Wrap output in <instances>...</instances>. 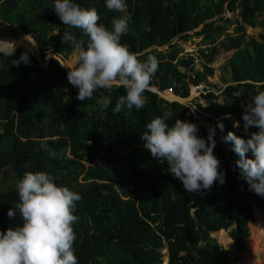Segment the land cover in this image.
<instances>
[{
	"label": "trees",
	"instance_id": "trees-1",
	"mask_svg": "<svg viewBox=\"0 0 264 264\" xmlns=\"http://www.w3.org/2000/svg\"><path fill=\"white\" fill-rule=\"evenodd\" d=\"M75 2L95 8L99 23L109 29L114 16L124 15L108 10L105 0ZM53 3L0 0V19L30 34L34 40L20 38L36 42L40 51L39 58L28 52L30 63L19 66L12 62L25 51L17 48L13 57L0 54V178L8 167L17 180L25 171H44L80 195L73 224L78 264H162L165 256L167 264H237L211 233L229 230L233 247L244 251L248 225L255 222L253 209L264 212V196L249 190L235 166L238 157L222 140L228 131L244 139L258 131L244 128L241 105L249 103L254 86L264 82V32L248 42L243 38L245 25L264 26L257 20L264 13V0H126L129 32L121 43L141 60L152 55L159 63L150 91L144 93L145 106L120 113L113 109L124 89L97 90L91 99L80 101L57 57L41 65L48 51L64 58L74 52L62 42L66 26ZM225 11L237 16L225 17ZM228 23L236 24L240 33L219 42L225 50H235L229 59L231 83L223 79L226 85L219 95L201 93L206 115L154 91L187 98L190 86L206 82L213 68L204 63L203 71H194L193 59L179 56L182 50L173 40L187 41L200 27L195 35L211 46L207 61H212ZM67 30L82 38L79 29ZM162 46L168 49L158 51ZM105 96L111 97L107 109L102 105ZM168 110L174 111L170 126L176 118L191 121L205 140L209 127L215 128L213 153L220 161L223 184L217 181L211 189L189 193L168 171L167 161L160 163L143 147L140 135L146 124ZM218 122L224 124L223 132ZM42 143L57 156L42 150ZM18 202L16 187L0 192V230L22 223L19 214L8 216Z\"/></svg>",
	"mask_w": 264,
	"mask_h": 264
},
{
	"label": "clouds",
	"instance_id": "clouds-1",
	"mask_svg": "<svg viewBox=\"0 0 264 264\" xmlns=\"http://www.w3.org/2000/svg\"><path fill=\"white\" fill-rule=\"evenodd\" d=\"M105 3L108 10L124 14L113 17L110 29L99 23L95 8L81 7L75 0H54L51 6L66 26L62 42L69 43L76 54L74 64L60 65L68 69L67 80L78 89V100L91 99L97 90L111 93L114 88H122L125 94L118 97L113 112L120 113L125 108L139 110L145 106L144 93L150 91L159 62L152 55L141 60L121 43V37L129 32L126 0H105ZM67 29H79L82 38L77 39ZM15 52L14 41L0 39V54L13 57ZM47 58L54 59L49 51ZM21 62L30 63L27 50L12 64L19 66ZM254 88L251 101L241 105L242 119L246 130L254 127L258 131L252 132L248 139L228 131L222 140L231 145L238 157L235 166L240 178L247 182L249 190L264 196V82ZM110 104L111 97L105 96L103 107L107 109ZM173 115L174 111L168 110L146 124V130L140 135L143 147L160 163L167 161L168 171L189 193L211 189L217 181L223 184L225 177L219 170L220 161L213 153L215 128L209 127L205 140L197 135L198 126L191 121L176 118L170 126L167 121ZM217 126L223 132L224 124L218 122ZM41 149L51 157L57 156L45 143ZM249 152L251 156L247 155ZM16 188L19 202L14 209H9L8 216L14 218L19 214L22 223L0 230V264H78L73 224L78 220L74 212L80 195L56 184L44 171H25Z\"/></svg>",
	"mask_w": 264,
	"mask_h": 264
},
{
	"label": "rangeland",
	"instance_id": "rangeland-1",
	"mask_svg": "<svg viewBox=\"0 0 264 264\" xmlns=\"http://www.w3.org/2000/svg\"><path fill=\"white\" fill-rule=\"evenodd\" d=\"M224 16L233 19L235 16H237V13H230L228 11H225ZM257 20L259 22L264 21V13H262V15L259 16ZM235 27H236V24L228 23V27H226V29H224L223 35L217 40V43L215 45L216 50L214 52V56H213L212 61H207V58L210 54V47L211 46L202 40V36H196L195 35V31L199 30L200 27L189 33L190 37L187 41H183V40L178 39V38L173 40V43L176 42L182 50V52L179 54V56H184L186 58L191 57L193 59L192 66H193L194 71H203L204 63H207L214 70L213 75L208 76L206 79L207 81L201 83L197 87V89H195V87L190 86V92H189L188 97H191V100L185 102V104H187L188 106H190L192 108H195L196 109L195 112H193L191 110L195 114L199 113V114L206 115L202 111V108L207 106L205 100L202 98V94H201L202 92L212 91L215 94L219 95L220 92L222 91V89L226 85L225 81L223 79H226L228 84L231 83V68L229 66V59L232 57L235 50L234 49L225 50L223 47H221L219 42L221 40H224L225 38H227L229 36H235L237 34L235 32ZM244 32H245V35L243 38V42H248L251 38L258 39L259 34L264 32V26L263 27L262 26L251 27V26L245 25L244 26ZM239 34L240 33H238L237 35H239ZM25 35L26 36L28 35L27 37H30L31 39H33L30 34H23L19 27H17V26L14 27V26L4 22L2 19H0V39L14 41L15 39H20L19 38L20 36H25ZM21 39H23V38H21ZM27 41H28V43H30V40H27ZM35 46L36 47H34L35 49H33V50L24 49L22 47H17V46L16 47L23 50V51L27 50V52H29L30 54L39 58L40 51L38 49L36 42H35ZM166 49H168V46H162V47L157 48L158 51H166ZM49 53L51 55H53V57H57L62 64L72 65L76 62V58H74V59L72 58V57H74L73 56L74 52L70 56H68L67 58H64L63 56H56L55 54H53L52 51H49ZM75 56H76V54H75ZM48 59L49 58H47V59L45 58V62L41 63V65L46 66L47 65L46 62L48 61ZM65 69H67V68H65ZM181 70H183V68H181ZM162 93L163 92H160V94L162 96L166 97L167 99H170L172 97V96L167 97V96H165V94H162ZM222 100H223V97L218 98V102L221 103ZM198 120H199V123L204 124L200 119H198ZM17 181L18 180L15 176L14 169L12 167L6 168L3 171L2 176L0 178V192L8 190L9 188L16 187ZM260 225L261 224L256 217H255V222L250 223L248 225L249 236L245 240V249L243 252H245L247 250H249V252H250L253 249L252 247L249 246V245L253 244L250 241L253 239L254 233L256 232V228L260 227ZM226 231H227L226 233L228 235L229 230H226ZM232 244H233V241H232ZM261 245L264 246V239H263V242L261 243ZM164 251H166V250H164ZM164 251H163V253H164ZM239 252H242V251L237 250V252L235 254L229 253V255L236 260L237 264H240L239 262L241 261L240 260L241 257H239V255H238ZM163 261H164V257H163ZM162 264H164V262Z\"/></svg>",
	"mask_w": 264,
	"mask_h": 264
},
{
	"label": "bare ground",
	"instance_id": "bare-ground-1",
	"mask_svg": "<svg viewBox=\"0 0 264 264\" xmlns=\"http://www.w3.org/2000/svg\"><path fill=\"white\" fill-rule=\"evenodd\" d=\"M20 38V37H19ZM26 41V42H25ZM14 42L16 43L17 47H22L24 49L33 50L35 49L32 44L28 43L25 39H15ZM31 42V41H30ZM34 44V43H33ZM16 47V48H17ZM74 57L75 51H74ZM168 92V91H164ZM176 97L172 95V97L168 100H175ZM253 213L255 217L260 222V227L256 228V232L254 233L253 239L250 241L253 244L249 245L253 249L249 252V250L245 252H239L238 255L240 258V264H264V246L261 245L264 239V212L258 210L257 208L253 209ZM226 230H219L217 232H212L211 236L217 240L229 253H236L237 250L233 247L231 238L227 235ZM250 244V243H249ZM166 251H164L165 253ZM166 254V253H165ZM168 258L164 257V264H167Z\"/></svg>",
	"mask_w": 264,
	"mask_h": 264
},
{
	"label": "water",
	"instance_id": "water-1",
	"mask_svg": "<svg viewBox=\"0 0 264 264\" xmlns=\"http://www.w3.org/2000/svg\"><path fill=\"white\" fill-rule=\"evenodd\" d=\"M195 89H197V88H195ZM154 91L157 92L159 95H161L159 91H157V90H154ZM195 91H196V90H195ZM171 92H172V91H171ZM172 94H173V93H172ZM161 96H162V95H161ZM173 96H175L176 99H175V100H170V101H178V102H180V103H182V104H185V102L191 100V97L181 98V97L176 96V95H174V94H173ZM162 97L165 98V99H167V98L164 97V96H162Z\"/></svg>",
	"mask_w": 264,
	"mask_h": 264
}]
</instances>
